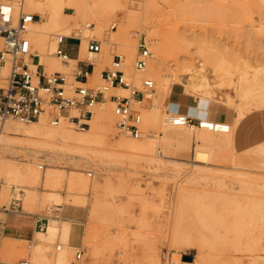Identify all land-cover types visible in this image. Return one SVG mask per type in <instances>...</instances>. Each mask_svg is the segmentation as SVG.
<instances>
[{
  "label": "rangeland",
  "instance_id": "1",
  "mask_svg": "<svg viewBox=\"0 0 264 264\" xmlns=\"http://www.w3.org/2000/svg\"><path fill=\"white\" fill-rule=\"evenodd\" d=\"M109 2L118 5L98 4L97 9L105 6L106 10L97 20L102 21L120 43L116 46L120 53L116 54L123 58L124 71L127 55L123 52L126 48L123 38L134 36L137 45L141 37L148 42L151 34L160 32L169 38V51L164 61H158L162 73L172 74L170 64L178 58L196 63L203 60L207 64L206 59L214 58L211 54L215 51L216 57L232 73L233 80L250 66V73L246 75L248 81L253 82L254 87L264 83V0H161L147 11L143 0ZM65 11L72 12L71 9ZM83 22L81 20L78 26L82 27ZM88 22L91 27L96 25V21ZM181 34L182 40L173 39L176 38L173 35ZM90 38L101 43V51L93 54L102 62L101 69L109 67L113 57L109 61L105 58L104 52H108L105 39ZM147 44L156 55L149 42ZM32 50L36 51L33 44ZM69 66L63 73L71 83L75 62ZM207 67L211 69L209 64ZM179 80L182 82L185 78L180 76ZM227 80L224 79L221 88H215L214 100L182 83H178L182 89L176 87L173 92L188 94L195 102L218 104L229 119L227 123L235 122L241 113L233 136L197 127L166 125L163 122L175 113L170 109L169 100L164 101L158 111L153 98L145 96L141 103H132L134 109L145 113L144 120L141 119L142 136L138 140L149 141L151 150L144 154H122L110 149L115 154L86 152L76 153L72 158L66 149L57 148L48 153L44 147L11 139L10 142L24 146H13L12 151L0 148L1 162L8 166L0 170V219L8 218V224L35 233L31 241L0 238V264L24 261L55 264L59 251L56 246L60 244V250L64 249L63 237L60 233L52 236L47 231L51 225L61 227L63 224L70 227L68 242L75 246L66 264L73 260L77 248L84 252L83 264H154L155 257L158 264H167L166 260L180 264L178 256L179 260L192 261L196 255L206 258L200 264H219L217 260L221 256L222 264H226L224 256L230 253L245 257L246 264L256 255L264 259V221L257 213L249 215L239 208L252 207L264 200V104L235 95ZM132 83L135 89L143 90L142 86ZM89 84L99 89L103 81L95 84L89 79ZM227 94L234 95L231 105L227 103ZM105 107L109 105L106 103ZM109 109L113 110V103ZM246 120L251 122V128L244 130L241 125ZM60 124L74 135L83 132L64 121ZM91 124L92 117L89 127ZM112 124V128L106 130L111 140L120 137L135 140L123 135L115 126V120ZM240 131L245 132L240 134ZM197 151L205 156L200 162L196 161ZM40 164L43 168H39ZM12 168L18 169L21 175L16 176ZM89 172L92 176H88ZM182 186L188 187L187 190L183 192ZM81 187L85 194L80 196L79 202L73 203L69 193H76ZM14 188L16 193H21L23 210L4 212L3 206L9 204ZM52 195L59 199L51 198ZM46 213L51 216L48 223L52 224L36 228V215ZM236 227L242 232L235 230ZM235 232L240 238V252L227 239ZM172 237L179 240L174 241ZM192 244L200 246L201 253Z\"/></svg>",
  "mask_w": 264,
  "mask_h": 264
},
{
  "label": "bare ground",
  "instance_id": "2",
  "mask_svg": "<svg viewBox=\"0 0 264 264\" xmlns=\"http://www.w3.org/2000/svg\"><path fill=\"white\" fill-rule=\"evenodd\" d=\"M143 1H144L143 2L144 9L146 11L155 8L158 4L161 3V0H143ZM103 2L107 4L106 7L118 5V3L109 2V0H107V2L105 0H25V9H27L30 13L39 14L40 18L27 24V26L24 27L23 29V34L27 39H29L30 43L34 45L38 56H40V63L44 65V68L47 72L48 71L64 72L68 70V68L70 67L69 63L75 62L74 60L69 59L67 63H62L58 60V57L54 54L59 36L71 35L73 31H75L76 32L75 36L78 37L80 36L82 38L81 53H80L81 57L88 56L89 58L94 59L97 62L96 70L94 69L95 72L89 76L91 83L96 84L101 81L100 73L99 71H97V69L101 68L102 62L100 61L99 58H96L95 55L87 53L88 38L96 37L99 40L101 38L105 39L103 41H105L106 47H108V52L105 51L104 54H107L105 58L106 60L108 58V61L113 57L114 54L119 52V51L117 52L116 46L120 44L119 42H116L115 35L109 29H107V26L105 28V24L102 21L97 20L98 15H102L104 13V10H106L105 6H103L102 9H97L98 4H101ZM65 9H71L72 12L67 13ZM81 20L82 22L84 21L83 22L84 25L82 27H79L78 25L81 22ZM88 21H96V25L91 27V22ZM148 31H150V29H148ZM165 34L158 32L156 34H151V37L148 38V42L156 52V55L155 54L151 55L146 68L143 70H136L132 64L133 62L132 59L137 51V45L134 43L135 37L133 36L134 37L133 38L130 35H128L127 37L123 38L124 43L122 42V44L126 46V48L124 47H123L124 49L122 48L124 50L123 52L127 55V62L125 68L126 71H124L125 77L132 79V81L135 84H138V87L142 86V81L146 77H150L155 82V90L150 97L153 98V101L156 103L155 107L158 111L161 109L163 102L168 99L169 95L172 94L171 92L174 91L176 87L182 89V87L180 86L181 84L179 85L178 83H182L191 90L198 93H202L204 97H208L211 100H214L213 93L215 88H221L224 83L223 81L226 78L228 79L226 81L228 82L227 83L228 87H230L235 91V95L237 94L243 98L257 99L261 104H264V83H259L260 84L259 87H254V83L248 81V76L246 75L250 73L249 70L250 66L249 67L246 66L245 70H242L240 77L236 80H233V78L231 77L232 73L229 70H227L228 68L225 67L224 62H222L220 58L216 57L217 53H215V51L212 52L211 54L214 58L211 59L207 58L205 61L207 62V64L211 66V69L207 67L206 63L202 62L203 60L196 63L188 58H183L181 60L178 58L175 60L173 64H170L172 74L162 73L158 61H162V60L164 61L167 55L166 53H168L169 51L168 50L169 38L168 36H166L167 34L166 35ZM173 36L176 37L173 38L175 40L177 38L180 40L184 38L182 34L181 36L179 35H173ZM172 43L173 44L175 43L174 40L172 41ZM203 53L207 54L206 52ZM228 71L231 73V75L228 74L229 73ZM209 75H213V77L211 78L209 77ZM180 76H183L185 78V81L181 82L179 80ZM173 85H175L174 88H172ZM129 94L130 91L129 89L126 88L112 87L108 89L105 92V95L107 97L106 101L100 103L98 101L97 103L99 104L95 107V109H93V114L91 116L92 117L91 126L88 129L82 130L83 132L79 135H74L70 129L66 128L65 126H62L60 123L57 126L51 125L48 118L43 115L42 118L40 117L39 121L37 120V122L34 121L30 122L32 124L17 122L13 120V118L12 119L6 118L7 120L3 119L1 120L2 122H0V148L4 150L12 151L13 146L19 148H22L24 146L10 142L11 139H14V141L17 140L19 142H24L26 144L30 143L35 147L38 146L44 147L48 150V153L55 152L57 148L66 149L70 153L69 157L72 158L76 153L84 154L86 152L110 155L112 153L111 150L114 151L118 150L122 154H130V153L144 154L145 152L151 150L149 141L138 140V139L128 140L122 137L115 140H111V138L106 133V130L112 128L113 126L112 122H114L115 120V115L113 113V110L111 111V109H109L110 105L113 103V101L109 99V96L110 95L128 96ZM232 98H234V95L227 96L226 100L228 101L227 102L228 105L233 104ZM106 103L109 105V107L107 108L105 107ZM137 104L138 103H136V105ZM200 104L204 105V101H202ZM134 108L136 107L134 106ZM142 111L141 113H143V115L141 114V116H143V118L141 117V119L143 121L145 117V113L144 111L143 112ZM240 115L242 114L240 113ZM240 115L239 117H237L235 122L233 123L226 122L227 124H229L228 131L226 132L219 131V132L230 133L233 136L235 124L241 118ZM170 116L167 117V122H163V123H165L166 125H171L168 122V118ZM203 130L213 131L209 129H203ZM0 152H2V150ZM1 160L2 157H0V170L6 169V167L8 166L3 164ZM12 170L15 171L16 176L19 177L21 175V172L18 169L12 168ZM187 188L188 187L183 188L182 186L181 189L184 192L187 190ZM83 194H85L84 188L81 187L79 188L78 191H76V193L74 191L70 192L69 199L72 200L73 203H77L79 202V199H81L80 196H84ZM51 198H55V200L59 199L57 195H52ZM69 199H67V201H69ZM243 206L244 207L239 206L240 211L242 210V212H246L248 214L257 213V215L260 216L262 221H264V200H260L259 202L256 203V205L254 206L252 205V207L247 205H243ZM207 210H209L208 207ZM50 224L52 223L49 222L47 224V227ZM236 228L237 229L235 230H237L238 232H242L239 230L238 227ZM241 230H243L244 232V229ZM47 232L52 236H54L57 233H60L62 235L64 249L61 251L60 249L62 248V245L59 244L61 247L59 251H57L56 253L55 264H66L71 249H75V246L70 245L68 242L70 227L68 226V224H63L61 225V227H57L56 225H51L48 227ZM174 232H176V229L174 230ZM235 235L236 232L233 236L227 237V239L230 242V244H232L234 247L237 248L241 244L239 243L240 238ZM172 239H175L174 241L179 240L176 237L174 238L172 237ZM192 247L196 248L198 253H201L200 246L196 244H192ZM237 252H240V247H238ZM256 256L257 257L251 258L250 261H248V264L249 263L264 264V259L260 258L259 257L260 255H256ZM224 257H226V261H225L226 264L247 263V261H245V257L236 256L232 253L225 255ZM155 258L158 259V257ZM157 259L153 261L154 264H158ZM177 259L180 264H194V263L200 264L203 263L206 258L201 255L200 256L196 255L192 259V261L179 260L180 259L179 256L177 257ZM223 262L224 259L222 258V256L221 258L219 257L217 263L222 264Z\"/></svg>",
  "mask_w": 264,
  "mask_h": 264
},
{
  "label": "built area",
  "instance_id": "3",
  "mask_svg": "<svg viewBox=\"0 0 264 264\" xmlns=\"http://www.w3.org/2000/svg\"><path fill=\"white\" fill-rule=\"evenodd\" d=\"M38 18L39 14L25 9V0H0V120L13 118L30 123L44 115L53 126L64 121L76 130H85L89 127L93 107L98 101L107 99L105 92L112 87H121L129 89L130 94L109 96L113 101L115 126L123 135L139 139L142 136L141 113L132 107V103H141L145 96L150 97L155 90L154 81L146 77L142 81L143 90L135 89L132 81L125 77L123 58L119 54L113 55L110 66L100 75L103 85L99 89L88 85L90 73L87 69L78 67L76 61L71 83L61 71L48 73L39 62L37 52L32 50L29 39L22 35L24 27ZM64 37L65 35L59 36L54 54L67 63L70 58L60 47ZM100 51L101 43L96 39H89L87 53L98 54ZM151 55L146 39L141 37L137 42L134 68L145 69ZM84 60L95 62L89 57ZM170 115L168 122L174 126L225 132L229 130V124L224 121L195 119L183 113ZM39 168H43V164ZM88 176H92V172ZM20 195V191L16 193L14 188L11 200L7 206H3V211H22ZM50 217L47 213L37 214L35 219L38 228L46 225ZM60 247L57 245L56 249L59 250ZM83 261L84 252L77 248L69 264H83ZM166 262L175 264L170 260ZM22 264L29 262L24 261Z\"/></svg>",
  "mask_w": 264,
  "mask_h": 264
},
{
  "label": "crops",
  "instance_id": "4",
  "mask_svg": "<svg viewBox=\"0 0 264 264\" xmlns=\"http://www.w3.org/2000/svg\"><path fill=\"white\" fill-rule=\"evenodd\" d=\"M81 44H82V38L75 35H66L60 44V47L62 50L67 54V56L76 61V65L82 69H87L90 73L95 72L96 70V61L95 62H89L87 60H84L83 58L88 57L84 56L81 57ZM39 62H40V56H39ZM95 69V70H94ZM104 69H97L99 71L100 75L102 74ZM188 94L184 93H176L172 91V94L168 97L167 100L170 102V109L172 112L175 113H183L190 117H193L195 119H211V120H217V121H224L227 122L229 119L226 116V114L222 111L221 107L218 104H212V102H206L204 105L200 104V101L195 102L194 99H191L188 97ZM206 104V105H205ZM251 122L249 120H246L244 123H242L241 127L246 129H250ZM245 132V131H244ZM243 131H240V134L244 133ZM196 161H201L205 159V156L202 152L197 151L196 152ZM35 227L38 228V224L36 222V219H34ZM34 230H26L17 226H12L8 224V218L0 219V238L5 240L7 238H19L23 240L31 241L34 239Z\"/></svg>",
  "mask_w": 264,
  "mask_h": 264
},
{
  "label": "water",
  "instance_id": "5",
  "mask_svg": "<svg viewBox=\"0 0 264 264\" xmlns=\"http://www.w3.org/2000/svg\"><path fill=\"white\" fill-rule=\"evenodd\" d=\"M188 259L190 260V259H191V257H188Z\"/></svg>",
  "mask_w": 264,
  "mask_h": 264
}]
</instances>
